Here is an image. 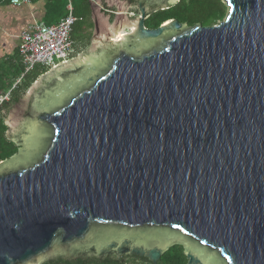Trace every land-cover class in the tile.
<instances>
[{
    "label": "water",
    "instance_id": "obj_1",
    "mask_svg": "<svg viewBox=\"0 0 264 264\" xmlns=\"http://www.w3.org/2000/svg\"><path fill=\"white\" fill-rule=\"evenodd\" d=\"M220 1L213 27L152 30L140 7L127 21L121 0L92 2V47L5 122L0 264H156L174 246L186 264H264V0Z\"/></svg>",
    "mask_w": 264,
    "mask_h": 264
},
{
    "label": "trees",
    "instance_id": "obj_2",
    "mask_svg": "<svg viewBox=\"0 0 264 264\" xmlns=\"http://www.w3.org/2000/svg\"><path fill=\"white\" fill-rule=\"evenodd\" d=\"M35 1L43 3L45 15L48 16V18L58 21L64 18L66 15V0H32L31 3ZM75 1L76 5L73 6V16L77 19V21L74 24L83 22V24H85V28L90 27V9L87 0ZM9 2L10 0H0V4L5 3L10 5ZM73 2L74 0H72V4ZM225 15L226 7L220 0H180L172 7L163 10H157L147 19L146 25L149 28L155 29L165 22L174 20L178 24L187 27L194 25H200L201 27H213L221 22ZM44 24L49 25L45 22ZM80 28L81 27H79V29ZM72 32L73 27L71 33ZM48 70L50 69L46 67L35 66L31 71L24 73V68L21 65L17 55V47L10 54L2 53L0 55V96L8 94V102H4L0 106V162L8 160L17 152V147L7 134L5 114L11 106L20 103L21 99L24 97L32 84ZM42 264L150 263L145 258L128 255L121 257L103 256L101 258L78 257L76 259H70L64 255H61L45 260ZM156 264H186V259L182 253V249L178 246H174L165 252L159 258Z\"/></svg>",
    "mask_w": 264,
    "mask_h": 264
},
{
    "label": "built area",
    "instance_id": "obj_3",
    "mask_svg": "<svg viewBox=\"0 0 264 264\" xmlns=\"http://www.w3.org/2000/svg\"><path fill=\"white\" fill-rule=\"evenodd\" d=\"M32 0H10L14 7L29 6ZM43 1V0H40ZM66 15L55 24L33 21L18 36L17 55L24 73L35 66L52 69L69 59L72 46L71 30L77 19L73 16L72 0H66ZM8 102V94L0 96V106Z\"/></svg>",
    "mask_w": 264,
    "mask_h": 264
},
{
    "label": "crops",
    "instance_id": "obj_4",
    "mask_svg": "<svg viewBox=\"0 0 264 264\" xmlns=\"http://www.w3.org/2000/svg\"><path fill=\"white\" fill-rule=\"evenodd\" d=\"M112 17L114 12H106ZM91 17V16H90ZM33 21H42L49 25L57 20L48 18L42 2L35 1L29 6L14 7L8 4H0V55L10 54L16 49L18 36ZM70 57L68 60H71Z\"/></svg>",
    "mask_w": 264,
    "mask_h": 264
},
{
    "label": "rangeland",
    "instance_id": "obj_5",
    "mask_svg": "<svg viewBox=\"0 0 264 264\" xmlns=\"http://www.w3.org/2000/svg\"><path fill=\"white\" fill-rule=\"evenodd\" d=\"M75 5H76V1L74 0L73 6H75ZM105 11H107V12L111 11V12H114V14L116 12L114 7H110V8L104 7L103 9H99L98 14L103 13V16H105V15H107V13ZM126 13H125V17H126V20L128 21V16H126ZM114 14H113V16H114ZM113 16L110 18L109 17L107 18V25L112 24ZM89 25H90V27L85 28V24H83V22H78V23L74 24L73 32L71 33L72 46H71L70 51L68 52L69 58L71 57L73 59V58L84 53L86 50H88L89 48L92 47L93 24H92L91 17H90ZM79 27H81L80 28L81 30L79 29ZM203 28H206V27H203ZM15 106L16 105L11 106L9 108V110L7 111V113L5 114L6 115L5 122L7 120V117L9 116V114L15 108Z\"/></svg>",
    "mask_w": 264,
    "mask_h": 264
},
{
    "label": "flooded vegetation",
    "instance_id": "obj_6",
    "mask_svg": "<svg viewBox=\"0 0 264 264\" xmlns=\"http://www.w3.org/2000/svg\"><path fill=\"white\" fill-rule=\"evenodd\" d=\"M96 2V0H87V3L89 4V9H90V16L93 15V9H92V2ZM103 1V0H102ZM124 4L125 7L127 8V13L126 16H128V21H135L139 18V7L144 10V27L147 30H152V28L147 27L146 21L147 19L155 13L157 10H159L158 7L156 6H149L146 3L139 1V0H121ZM107 12V11H105ZM111 12V11H109ZM28 112L26 111L24 113V119L26 118Z\"/></svg>",
    "mask_w": 264,
    "mask_h": 264
}]
</instances>
